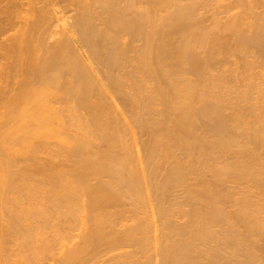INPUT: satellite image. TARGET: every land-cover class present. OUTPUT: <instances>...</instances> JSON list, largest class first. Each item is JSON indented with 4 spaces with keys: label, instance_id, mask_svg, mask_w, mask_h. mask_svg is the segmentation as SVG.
I'll return each instance as SVG.
<instances>
[{
    "label": "bare ground",
    "instance_id": "obj_1",
    "mask_svg": "<svg viewBox=\"0 0 264 264\" xmlns=\"http://www.w3.org/2000/svg\"><path fill=\"white\" fill-rule=\"evenodd\" d=\"M53 253L264 264V0H0V264Z\"/></svg>",
    "mask_w": 264,
    "mask_h": 264
},
{
    "label": "rangeland",
    "instance_id": "obj_2",
    "mask_svg": "<svg viewBox=\"0 0 264 264\" xmlns=\"http://www.w3.org/2000/svg\"><path fill=\"white\" fill-rule=\"evenodd\" d=\"M212 13V12H211ZM46 142H47V144L49 145V146H47V148L48 147H50V149H48V150H50V151H53V150H55V149H53V150H51L54 146H57L56 145V142H57V144H58V141L56 140H54V139H47V140H45ZM59 145V144H58ZM52 147V148H51ZM55 148V147H54ZM57 148V147H56ZM58 149V148H57ZM56 149V150H57ZM48 150H46V152L48 151ZM20 160V166H23V165H25V162L23 161L24 159H22V158H19ZM76 241V240H75ZM58 249V248H57ZM54 255H52L51 257L49 256V258L47 257V259H46V257H45V262H44V264H58V262H56V259L59 257L60 258V256H58V254L59 253H56L57 254V258L55 257V253H53ZM59 259H57V261H58ZM44 261V260H43Z\"/></svg>",
    "mask_w": 264,
    "mask_h": 264
}]
</instances>
